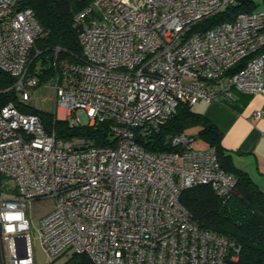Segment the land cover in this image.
I'll use <instances>...</instances> for the list:
<instances>
[{
    "label": "built area",
    "instance_id": "1",
    "mask_svg": "<svg viewBox=\"0 0 264 264\" xmlns=\"http://www.w3.org/2000/svg\"><path fill=\"white\" fill-rule=\"evenodd\" d=\"M236 0H92L74 15L79 63L59 61L53 123L111 120L112 145L65 139L13 102L0 108V264H34L27 203L52 198L40 236L51 257L85 253L95 264H223L230 239L198 226L179 200L208 184L220 198L236 179L216 149L179 132L177 150L149 152L135 140L159 130L179 103L264 96V8L211 27L198 23ZM41 33L22 0H0V69L26 103ZM56 48L55 52H57ZM39 51H37V54ZM56 54V53H55ZM264 110L253 111L259 116Z\"/></svg>",
    "mask_w": 264,
    "mask_h": 264
},
{
    "label": "trees",
    "instance_id": "2",
    "mask_svg": "<svg viewBox=\"0 0 264 264\" xmlns=\"http://www.w3.org/2000/svg\"><path fill=\"white\" fill-rule=\"evenodd\" d=\"M91 1L22 0L24 6L32 9L41 27V33L30 52L28 68L31 74L38 75L39 84L54 76L59 61H82L74 15ZM255 8L253 0L234 3L202 20L198 26L211 27L221 21L233 19L239 12L253 11ZM13 81L12 76L0 69V108L13 102L22 111L38 114L46 129H54L59 137L65 139L81 137L95 145L114 143L111 120L94 125L70 126L65 120L53 123L54 113L34 110L18 99L16 91L10 88ZM192 127H198L197 134L207 144L215 147L220 166L235 176L236 183L228 198H220L208 184H199L183 189L179 195L180 202L192 214L200 228L225 236L239 246L237 253L232 249L228 250L223 264H264V191L245 171L232 163L230 155L221 145L222 134L214 124L202 113L193 111L187 103H179L159 130L142 134L139 129H135V140L149 152H171L177 150L172 144L173 136ZM62 264L95 263L85 253L73 252Z\"/></svg>",
    "mask_w": 264,
    "mask_h": 264
},
{
    "label": "crops",
    "instance_id": "3",
    "mask_svg": "<svg viewBox=\"0 0 264 264\" xmlns=\"http://www.w3.org/2000/svg\"><path fill=\"white\" fill-rule=\"evenodd\" d=\"M234 96L235 99L229 101L199 99L200 107L194 109L191 105V109L202 113L215 125L222 134L221 145L230 155L232 163L245 171L264 191V113L259 116L250 114L253 109L264 110V100L259 94L236 92ZM249 97L252 100L245 105ZM197 130L198 127H192L186 133L193 136ZM208 146L204 141L202 146L194 147Z\"/></svg>",
    "mask_w": 264,
    "mask_h": 264
},
{
    "label": "rangeland",
    "instance_id": "4",
    "mask_svg": "<svg viewBox=\"0 0 264 264\" xmlns=\"http://www.w3.org/2000/svg\"><path fill=\"white\" fill-rule=\"evenodd\" d=\"M253 2L256 5L255 9L258 10L264 8V0H253ZM54 94L55 93L53 86V78H48L30 91L31 97L30 100L26 103L28 104L29 108H32L34 110H39L45 113H55L56 115H62V110L55 104ZM259 96L262 98V100H264V96ZM251 100L252 97H249L245 105ZM200 103V101H197L196 103L192 104V108L198 109V107H200ZM255 110L258 109L251 110L250 114H252ZM186 131L188 132L189 129H187ZM193 133L194 146H202L204 140L197 134V131ZM52 208V198L36 199L28 202L26 206V214L29 221V229L27 232L30 237V246L33 254L34 264H62V262L67 258L66 255L51 257L46 251L41 240V219L48 212H50Z\"/></svg>",
    "mask_w": 264,
    "mask_h": 264
},
{
    "label": "water",
    "instance_id": "5",
    "mask_svg": "<svg viewBox=\"0 0 264 264\" xmlns=\"http://www.w3.org/2000/svg\"><path fill=\"white\" fill-rule=\"evenodd\" d=\"M245 1H247V0H236L237 3H243Z\"/></svg>",
    "mask_w": 264,
    "mask_h": 264
}]
</instances>
